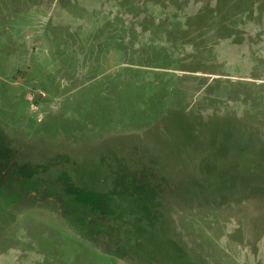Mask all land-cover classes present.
Returning <instances> with one entry per match:
<instances>
[{"label": "rangeland", "instance_id": "rangeland-1", "mask_svg": "<svg viewBox=\"0 0 264 264\" xmlns=\"http://www.w3.org/2000/svg\"><path fill=\"white\" fill-rule=\"evenodd\" d=\"M0 264H264V0H0Z\"/></svg>", "mask_w": 264, "mask_h": 264}, {"label": "trees", "instance_id": "trees-1", "mask_svg": "<svg viewBox=\"0 0 264 264\" xmlns=\"http://www.w3.org/2000/svg\"><path fill=\"white\" fill-rule=\"evenodd\" d=\"M70 195V194H69ZM72 197V196H71Z\"/></svg>", "mask_w": 264, "mask_h": 264}]
</instances>
